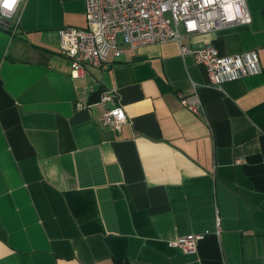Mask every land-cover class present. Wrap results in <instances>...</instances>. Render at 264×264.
<instances>
[{
    "label": "crops",
    "instance_id": "0c3cea01",
    "mask_svg": "<svg viewBox=\"0 0 264 264\" xmlns=\"http://www.w3.org/2000/svg\"><path fill=\"white\" fill-rule=\"evenodd\" d=\"M247 4L250 24L183 40L257 52L260 70L221 88L177 42L75 78L59 32L86 28L85 0L0 20V264H264V0ZM195 92L202 115L180 103ZM117 104L120 132L99 123ZM189 234L195 252L171 246Z\"/></svg>",
    "mask_w": 264,
    "mask_h": 264
},
{
    "label": "built area",
    "instance_id": "2783aa9c",
    "mask_svg": "<svg viewBox=\"0 0 264 264\" xmlns=\"http://www.w3.org/2000/svg\"><path fill=\"white\" fill-rule=\"evenodd\" d=\"M5 7L0 0V20L11 22L21 2ZM86 28L67 27L60 30L61 52L69 59L75 78L84 76L89 68L108 69V59H120L128 50L177 42L182 55H193L205 67L209 85L221 88L237 79L247 78L260 70L257 52L223 57L213 46L193 50L183 44L186 36L216 33L234 25L252 22L247 0H85ZM181 105L202 115L203 104L197 92L180 94ZM117 101L114 91H106L102 104ZM79 104V108H83ZM103 127L120 132L128 123L124 107L117 104L106 109L99 119ZM216 232H221L217 212ZM203 235L180 236L171 243L184 253L195 252Z\"/></svg>",
    "mask_w": 264,
    "mask_h": 264
},
{
    "label": "clouds",
    "instance_id": "9594fccd",
    "mask_svg": "<svg viewBox=\"0 0 264 264\" xmlns=\"http://www.w3.org/2000/svg\"><path fill=\"white\" fill-rule=\"evenodd\" d=\"M16 3V0H5V7L11 8Z\"/></svg>",
    "mask_w": 264,
    "mask_h": 264
}]
</instances>
